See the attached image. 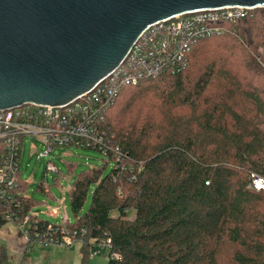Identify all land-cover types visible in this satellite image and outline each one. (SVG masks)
<instances>
[{"label":"trees","instance_id":"16d2710c","mask_svg":"<svg viewBox=\"0 0 264 264\" xmlns=\"http://www.w3.org/2000/svg\"><path fill=\"white\" fill-rule=\"evenodd\" d=\"M233 26L198 41L181 72L121 89L101 121L104 161L115 147L122 159L73 180L72 223L30 216L27 247L52 225L84 230L81 264L102 239L107 264H264V188L248 187L264 180V8ZM19 201L26 215L37 204Z\"/></svg>","mask_w":264,"mask_h":264},{"label":"water","instance_id":"95a60500","mask_svg":"<svg viewBox=\"0 0 264 264\" xmlns=\"http://www.w3.org/2000/svg\"><path fill=\"white\" fill-rule=\"evenodd\" d=\"M227 6L264 0H0V110L69 105L154 23Z\"/></svg>","mask_w":264,"mask_h":264},{"label":"built area","instance_id":"2783aa9c","mask_svg":"<svg viewBox=\"0 0 264 264\" xmlns=\"http://www.w3.org/2000/svg\"><path fill=\"white\" fill-rule=\"evenodd\" d=\"M264 6H227L185 13L154 23L145 29L129 50L126 58L109 75L99 81L87 94L66 106L24 104L0 110V223H12L28 242L27 231L31 213H23L19 199L27 198L19 190L22 183L19 161L22 141L26 137L41 138L45 151L41 159L56 147L93 149L105 157L108 153L107 131L102 129L103 114L115 103L122 88L154 80L161 75H175L187 64V55L200 40L233 35V24L252 18ZM256 60L264 69V45ZM101 125V126H100ZM111 149V148H110ZM114 166L122 159L118 147L111 149ZM113 166V167H114ZM46 171L58 173L51 162ZM249 188H264V180L252 175ZM43 234H35V242L43 245L56 243L70 247L79 233L65 227L49 226ZM109 240H100L89 251V257L109 250Z\"/></svg>","mask_w":264,"mask_h":264},{"label":"rangeland","instance_id":"374dc122","mask_svg":"<svg viewBox=\"0 0 264 264\" xmlns=\"http://www.w3.org/2000/svg\"><path fill=\"white\" fill-rule=\"evenodd\" d=\"M45 148L41 138L26 137L21 145L20 177L28 185L26 196L37 203L32 208L31 214L55 223L63 224L65 221L72 223L73 217L67 192L73 180L88 168H102L103 173H106L114 165L112 162L106 163L98 151L76 147H56L50 154L38 159L37 155L43 153ZM48 162L57 167L58 173L46 171ZM93 188L94 185L91 184L86 206L89 204ZM0 245L4 248L10 264H81L82 262L80 240H75L70 247H62L56 243L43 245L39 242H33L27 247V241L21 231L12 223L0 226ZM107 262L106 251L86 260V264H107Z\"/></svg>","mask_w":264,"mask_h":264},{"label":"crops","instance_id":"0c3cea01","mask_svg":"<svg viewBox=\"0 0 264 264\" xmlns=\"http://www.w3.org/2000/svg\"><path fill=\"white\" fill-rule=\"evenodd\" d=\"M54 215V214H53Z\"/></svg>","mask_w":264,"mask_h":264}]
</instances>
